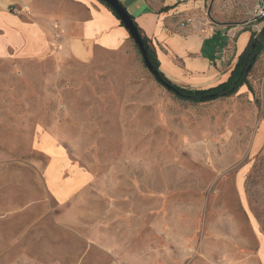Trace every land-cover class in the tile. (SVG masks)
I'll use <instances>...</instances> for the list:
<instances>
[{
    "label": "rangeland",
    "instance_id": "374dc122",
    "mask_svg": "<svg viewBox=\"0 0 264 264\" xmlns=\"http://www.w3.org/2000/svg\"><path fill=\"white\" fill-rule=\"evenodd\" d=\"M258 6L204 0L224 45L262 47L249 88L205 103L161 86L128 33L85 62L0 57V264H264Z\"/></svg>",
    "mask_w": 264,
    "mask_h": 264
},
{
    "label": "crops",
    "instance_id": "0c3cea01",
    "mask_svg": "<svg viewBox=\"0 0 264 264\" xmlns=\"http://www.w3.org/2000/svg\"><path fill=\"white\" fill-rule=\"evenodd\" d=\"M153 47L159 71L187 89H207L225 82L229 56L244 51L250 34L234 44L222 37L234 32L202 17L204 0H120ZM27 7L13 14L10 7ZM188 21V22H187ZM126 30L97 0H0V57H75L87 61L95 48L114 49Z\"/></svg>",
    "mask_w": 264,
    "mask_h": 264
},
{
    "label": "trees",
    "instance_id": "16d2710c",
    "mask_svg": "<svg viewBox=\"0 0 264 264\" xmlns=\"http://www.w3.org/2000/svg\"><path fill=\"white\" fill-rule=\"evenodd\" d=\"M97 1L100 2L102 5H104L112 13V15L119 21L118 17L105 2H103L102 0H97ZM130 18L132 19L138 33L140 34V37L144 43V47L147 50L148 58L150 62L152 63L154 68L159 69V62L156 58L155 51L150 44V40L146 38L142 30L135 23L132 16H130ZM120 25L123 27L121 23ZM243 31L246 32L247 30H243ZM255 41L256 40L254 34H250L248 44L245 47L244 51L238 56L235 67L230 72L228 79L225 82L220 83L214 87H210L207 89H198V90L187 89L171 83L168 79L165 78V76L160 71H159V77L162 81H164L167 84H170L175 89V92L172 91L170 92L174 93L175 96L181 101H186L192 104H199V103H205L219 99L229 98L235 95L242 86H246L247 88H249L247 77L257 57L262 51V47L260 44L256 43V45L253 47ZM249 65L250 68L248 69Z\"/></svg>",
    "mask_w": 264,
    "mask_h": 264
},
{
    "label": "water",
    "instance_id": "95a60500",
    "mask_svg": "<svg viewBox=\"0 0 264 264\" xmlns=\"http://www.w3.org/2000/svg\"><path fill=\"white\" fill-rule=\"evenodd\" d=\"M102 1L105 2L110 7V9L115 13V15L118 17L119 22L123 25V28L128 33L130 39L136 45V47H137V49L141 55V58L143 60V64H144L145 68L148 70V72L166 90L175 92V89L170 84H167L160 79L159 70L154 68V66L150 62V60L148 58L147 50L144 47V43L140 37V34L138 33L132 19L130 18L128 12L124 9V7L119 3L118 0H102ZM260 1L262 4V12L264 13V0H260ZM262 31H263V35H264V26L262 28ZM249 68H250V65H249L248 69Z\"/></svg>",
    "mask_w": 264,
    "mask_h": 264
},
{
    "label": "built area",
    "instance_id": "2783aa9c",
    "mask_svg": "<svg viewBox=\"0 0 264 264\" xmlns=\"http://www.w3.org/2000/svg\"><path fill=\"white\" fill-rule=\"evenodd\" d=\"M258 17H261L263 18L264 17V13L262 12V7L261 6H258ZM10 12H12L13 14H21L22 12H27V7L24 6V7H20V8H17L16 6H11L10 7ZM188 22V21H187ZM234 32L231 34L233 35Z\"/></svg>",
    "mask_w": 264,
    "mask_h": 264
}]
</instances>
